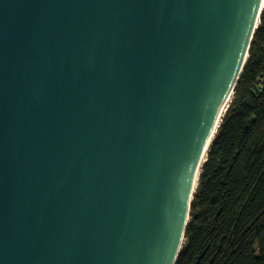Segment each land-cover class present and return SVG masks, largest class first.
I'll return each mask as SVG.
<instances>
[{
  "label": "water",
  "instance_id": "95a60500",
  "mask_svg": "<svg viewBox=\"0 0 264 264\" xmlns=\"http://www.w3.org/2000/svg\"><path fill=\"white\" fill-rule=\"evenodd\" d=\"M264 0H0V264H176Z\"/></svg>",
  "mask_w": 264,
  "mask_h": 264
},
{
  "label": "trees",
  "instance_id": "16d2710c",
  "mask_svg": "<svg viewBox=\"0 0 264 264\" xmlns=\"http://www.w3.org/2000/svg\"><path fill=\"white\" fill-rule=\"evenodd\" d=\"M176 264H264V10L202 167Z\"/></svg>",
  "mask_w": 264,
  "mask_h": 264
}]
</instances>
